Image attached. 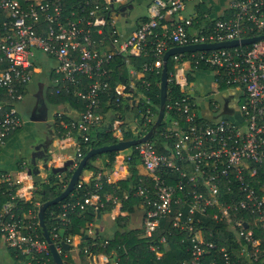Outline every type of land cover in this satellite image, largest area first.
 Here are the masks:
<instances>
[{
  "label": "built area",
  "instance_id": "2783aa9c",
  "mask_svg": "<svg viewBox=\"0 0 264 264\" xmlns=\"http://www.w3.org/2000/svg\"><path fill=\"white\" fill-rule=\"evenodd\" d=\"M203 2L152 0L148 18L121 37L110 27L105 35L104 27L111 24L109 1L100 4L82 0L66 12L63 0H0V146L23 125L16 105L23 94L19 87L30 80L36 62L41 61L39 52L54 61L51 92H71L84 101L77 118L61 122L63 137L75 141L80 157V141H87L92 131L105 124L99 106L109 89L106 78L110 70L106 64L113 55H139L146 51L149 41L153 44V61L144 63L140 71L130 70L133 85L142 75L161 72L163 53L171 46L264 33V0H229L226 14L213 16L204 12L197 24L196 6ZM162 21L159 32L156 29ZM94 32L101 35L98 42L92 37ZM174 59L179 64L186 61L193 69L210 68L214 80L234 92L236 118L228 120L221 113L201 116L188 90V76L182 73L181 80L173 73L183 96L165 101V114L173 112L182 119L171 118L164 131L172 142L165 143L163 151H157L150 139L139 142L131 146L120 163L127 165L134 153L144 169L135 190V195L142 198V236L151 239L149 248L160 256L165 251L166 237L156 240L152 236L160 220L171 214V228L181 235L188 252L181 264H264V38L231 47L190 51L184 60L177 53ZM140 81L149 86L145 78ZM124 87L116 85V100L128 95L135 97L137 103L141 94L133 96ZM141 115L144 123L155 119L150 106ZM113 123L108 125L117 135ZM116 171L94 172L95 190L102 188L103 182L126 177ZM82 182L78 179L75 185L80 187ZM128 195L125 192L123 197ZM33 196L34 189L18 186L9 175L0 172V242L28 257L29 262L35 259L39 264H56L39 231V202H32L36 212L24 208ZM93 198L100 204L95 192L82 200L68 201L59 217L67 220L68 210H83ZM221 223L232 235L231 245L238 247L236 253L226 245L217 247L209 238ZM58 235L53 233L56 239ZM71 237L63 242L69 243ZM55 247L60 252L59 246Z\"/></svg>",
  "mask_w": 264,
  "mask_h": 264
},
{
  "label": "trees",
  "instance_id": "16d2710c",
  "mask_svg": "<svg viewBox=\"0 0 264 264\" xmlns=\"http://www.w3.org/2000/svg\"><path fill=\"white\" fill-rule=\"evenodd\" d=\"M80 1L82 0H63L65 11L70 12L71 8H76ZM96 1L98 0H93L92 2L94 3ZM196 7L199 12L198 17L196 18L198 24L199 22H201L203 13H209L210 10L201 4L197 5ZM163 24L164 21L159 24L156 30L159 32L162 31ZM104 31L105 35L107 36L108 30L106 27H104ZM92 37L96 42H98V39L101 38V35L94 32L92 34ZM152 45L153 44L149 41L146 47V51L141 52L139 55L131 53L115 54L106 64V67L110 70L109 76L106 78L109 82V89L108 92L101 97L99 111L102 112L104 116L109 115L110 119L103 126L92 131L87 141H80L79 144L81 156L77 157V161H79V159L83 157L91 147L112 144L120 139L134 138L141 135L142 133H145L152 125L153 122L145 123V128L143 127L141 129V125L145 121L143 116L140 115V112H143L147 108V106H150L153 113L155 115L157 114L160 102V73H151L145 76L142 75L132 85L131 82L133 81V77L131 76L132 74L130 72L131 69H133L134 71H140L144 63H151L153 61L154 55L151 50ZM189 55L190 52H183L180 53V58L184 60L189 58ZM176 63L177 62L174 59V55H171L167 60V101L183 96V93L180 91L179 84L175 82L173 77ZM199 68L208 67L201 66ZM142 78H145V80L149 82L148 87L141 83L140 80ZM188 78L190 79V76H188ZM82 79L83 87H85L84 83L86 79L84 77ZM117 84H123L125 86L124 90L126 92H132L133 96L137 95L138 93L141 94L142 96H139V101L136 104L132 105L127 96H121V98H119V100L117 101L116 97H118L119 95L115 89ZM23 86L19 87V90L22 92H24ZM221 86H223V84H221ZM48 97L54 102L70 100L78 107L80 111L84 109V101L71 92H61L59 94H56L50 91ZM147 98L149 99L148 102ZM130 108L136 111L134 117H136L138 121V129L140 128L141 131L136 136H129V133H132L130 129L122 130V136L119 138V136L113 134V131L110 129L108 123H111L113 121V118L119 119V115H121V119H124L126 110ZM138 117L140 118L139 120ZM173 117L176 118L179 116H177L173 112H166L162 122L156 128L150 138V141L154 143L157 151H163L164 144H170L172 142V138L165 137L164 131L170 123V119ZM178 119L182 122L181 117H179ZM132 149H134V147H132ZM101 154L102 153H97L92 155L85 162L84 168L89 171L93 170V172H96L97 170H103L95 168L92 162ZM104 154L107 157L105 169H108L114 162L117 151L111 150L105 152ZM137 164H139L138 159L136 156H134V153H132V157L128 161V167L130 170L129 176L121 178L117 181L103 182L102 188L98 190H95L94 180L91 177L88 182H82L80 187H77L75 185L72 191L62 200L45 208L43 216L45 227L53 243L59 246V248L61 249L59 254L63 259L64 264H75L71 256L68 254V249H66L62 243L66 239V237L73 235H78L81 238V243L79 244V264H85L89 260L90 255L96 254H105L106 256H108L109 260L108 262H106V264H115L114 260L117 261V264H181V261L188 257V252L185 248V245L181 242V235L175 234L173 232L174 229L172 230L171 228V214L166 215L160 220V225L152 236L156 240H158L162 235H165L166 237L165 251L160 256H156L155 252L149 248L151 239L142 236L141 226L134 228L128 227L129 214H131L136 209V207L141 205L142 203L141 196L135 195L136 187L141 183L140 178L142 177V173H138ZM73 169L74 167H68L64 175L62 176H57L54 173H50L45 181L36 184L33 199L26 202L24 208H31L34 212H36V207H34L32 203L33 201H38L40 204L58 195L67 184ZM94 192L99 194V200L103 203V206L100 204H96V207L100 212L109 211L113 206L111 200H107L105 198V193L108 192H113L118 197L121 202L120 210L125 212L124 215H118L116 217V225L118 226V228L113 231V235L110 238L95 236L91 239L89 236L85 237L88 223L92 222L96 216V210L92 205H87V207L83 210L78 208L68 210L67 220L65 221L61 220V218L59 217V213L63 210V204L67 203L68 201H74L76 199L82 200L85 196L91 195ZM125 192L129 193L127 198L123 197ZM2 198H4V196H1V199ZM208 223L213 224V222L210 221H208ZM216 228L217 232H214V234L209 238L216 242L217 247L226 245L233 248L232 252L236 253L238 251V247L236 245H231L232 235L226 229V225H224V223L217 224ZM39 231L40 234H42L40 227ZM55 232H58L59 234L57 239L53 237V233ZM261 236L264 240V236ZM158 244L159 246H161V243ZM8 251L11 255H13V257L19 259L25 258L24 255H21L20 253H17L12 249L8 248ZM25 259L29 260L28 257ZM51 259L54 261L52 254ZM29 264L39 263L35 259H32L30 260Z\"/></svg>",
  "mask_w": 264,
  "mask_h": 264
},
{
  "label": "crops",
  "instance_id": "0c3cea01",
  "mask_svg": "<svg viewBox=\"0 0 264 264\" xmlns=\"http://www.w3.org/2000/svg\"><path fill=\"white\" fill-rule=\"evenodd\" d=\"M93 1V0H92ZM110 0H98L95 3H108ZM152 0H131V7L126 8L124 11L115 13L114 11H109L110 22L109 27L114 29V32L121 36L126 37L132 31H134L139 24L146 20L149 16V5ZM229 0H218V3L214 4L209 1V3L201 4L208 8L213 16H221L227 13V6ZM50 60L41 58L40 62H36V67L34 68L31 78L23 86L22 99L17 102L18 112L23 120V125L21 128L13 131L5 141V144L0 146V172L9 175L13 180H15L16 185H24L26 188L31 187L35 190L36 184H39L42 181H45L51 171L53 166H63L66 161L71 160L72 163L68 167H74L77 163V152L76 144L72 138L63 137L62 135V121H67L68 119H75L78 117L80 110L78 107L73 104L70 100L64 101H52L49 99L48 94L52 90L53 82V73L51 71V66L49 64ZM196 72L195 75L200 74L205 77L203 80L204 86H201L203 92L209 90L212 91L213 86L214 92H216L217 97L222 98V105L220 106V112L217 110L218 102L213 98L207 99V105L210 108V116L221 114H231L233 113L235 107L233 103L232 90L226 88L224 85L217 83L214 80V72L208 68L193 69L190 68V65L185 61L182 64L177 63L175 65V72L179 79L182 80L180 75L186 73V76H190V72ZM188 87H189V78H188ZM192 93L191 91H189ZM229 96L228 106L232 107V111L228 113H223V102L224 98ZM194 99V95L192 94ZM206 97V95H205ZM130 103L132 105L136 104L135 97L128 96ZM195 100V99H194ZM198 107V106H197ZM217 110V112L215 111ZM133 109H128L126 112H132ZM200 114V109H197ZM215 111V112H213ZM125 112V113H126ZM119 115V124L121 121L126 122V126L122 128L123 130L130 129L139 133L144 127L145 123L141 125V129H138V124H135L133 121H136V117H131L124 115V119L120 118ZM132 123V126L129 124ZM145 128V127H144ZM40 146L41 149H44L48 159V167L44 168V161L42 158L35 159V166L39 168L38 173L28 174V168L31 165V152L34 147ZM103 154V153H102ZM127 153H120L117 158H115L111 167L108 170L115 169L116 173L123 176H129V167L128 164L122 163V158L125 157ZM95 168L105 169V163L107 162V157L102 155L96 157L93 161ZM67 167V168H68ZM54 173L57 176L64 175L65 171ZM85 169V168H84ZM138 173H143L144 169L140 164H137ZM93 170L89 171L88 174L81 173L79 179L84 182H88L93 175ZM122 176V177H123ZM115 194L113 192L105 193V198L111 200L113 203L112 208L109 211L100 212L96 207L97 199L93 198L92 206L96 210V216L92 222H89L86 228V236H89L91 239L95 236H100L102 238H110L113 235V231L118 228L116 225V217L118 215H124L125 212L120 210L121 202L116 197V200H113ZM112 197V198H111ZM100 204L103 203L99 200ZM36 207V206H34ZM143 208L141 205L137 206L136 209L129 214L128 218V227H140L142 223ZM139 219V220H138ZM138 220V221H137ZM81 243V238L78 235H73L71 237L68 249V254L71 256L75 264L80 263L79 256V244ZM5 253V251L0 250V264H29L27 258L19 259L13 257V255ZM109 258L105 254H96L90 255L89 260L85 264H106Z\"/></svg>",
  "mask_w": 264,
  "mask_h": 264
},
{
  "label": "water",
  "instance_id": "95a60500",
  "mask_svg": "<svg viewBox=\"0 0 264 264\" xmlns=\"http://www.w3.org/2000/svg\"><path fill=\"white\" fill-rule=\"evenodd\" d=\"M132 3L131 0H110V8L111 11H114L118 14V12L124 11L126 8L131 7ZM264 38V33L255 35V36H247L242 37L240 39H231V40H224L220 42H205V43H197V44H186V45H175L169 47L162 56L163 59V65L160 72V94H159V107L158 112L156 114V117L150 126V128L144 133L139 136H136L131 139H120L117 142H114L112 144L108 145H102L98 147H91L88 149V151L85 153L83 157L79 159L77 164L75 165V168L73 169L67 184L65 185L64 189L55 197L46 200L39 204L38 210H37V217H38V224L41 228V233L43 237L46 239L49 249L51 251L52 257L56 264H64L63 259L61 258L59 252L57 251L55 244L51 240L49 233L45 227L44 223V211L45 208L49 205L55 204L56 202L62 200L66 195H68L77 180L79 179L81 173L88 174V170L84 169L85 162L94 154L97 153H105L107 151L111 150H124L126 148H130L131 146L142 142L149 140L151 136L153 135L156 128L160 125L164 118L165 114V101H166V91H167V83H168V72H167V60L171 55L177 54V53H183V52H190V51H196V50H202V49H214V48H220V47H231L238 44H248L255 40ZM229 96L224 98L223 102V113H228L232 111V107L228 106ZM36 158H42L44 161L43 167L47 168V159L48 156L44 149H41L40 146L34 147L33 151L31 152V165L28 168V174H36L39 171V168L35 166V159ZM72 161L68 160L65 162L63 166H53L51 167V171L54 173H58L61 171H64L69 164H71ZM65 248L69 247V244L67 242H62Z\"/></svg>",
  "mask_w": 264,
  "mask_h": 264
},
{
  "label": "rangeland",
  "instance_id": "374dc122",
  "mask_svg": "<svg viewBox=\"0 0 264 264\" xmlns=\"http://www.w3.org/2000/svg\"><path fill=\"white\" fill-rule=\"evenodd\" d=\"M209 1L213 2L214 4L218 3V0H204V2L202 4L206 5L207 3H209ZM39 56L42 57V58H45L47 60H50L49 61L50 66H52L54 64V61L52 59H49L48 57H46L41 52H39ZM195 73L196 72H194V71L190 72L188 90L191 91L192 94L194 95L195 102L197 103V106H198L197 108L200 109V115L204 116L206 118V117H208L210 115V113H211L210 108L212 107V105H210V108H209V106L207 105V99L213 97L218 102L219 106L217 107V110H219V112H220L221 111L220 110V106L222 105V98L221 97H217L216 92L213 91V90H216V88L214 89V86L212 88L213 89L212 91L209 92V90H207V91L203 92L202 89H201V86H204L203 80L205 81V77H203V75H200V74H198V76H197V74L195 75ZM233 94H234V92H233ZM205 95H206V97H205ZM235 101H236V97L233 96V103H235ZM115 112H117V111H115ZM135 113H136V111L133 110L131 113L130 112H128V113L126 112L125 115L126 116L129 115L130 119H131V117L135 116ZM140 115H141V112H140ZM113 116H114V114H113ZM220 116L224 117L225 119H228V120H234L236 118V114L235 113L221 114ZM155 117H156V115H155ZM104 118H105V123H107L108 120L110 119V116L107 115V116H104ZM115 118H118V117H115ZM139 119L140 118L138 117V120ZM113 121H114L113 127L116 128V131H115L116 134H117L116 136H119V138H120L122 136V130H123L122 128H124V126H126V122H124V121L122 122L121 121V123L119 124V120L114 119V118H113ZM133 122L135 124H138L137 120L133 121ZM129 124L132 126V123H129ZM137 134H139V133H137L136 131L133 130L132 133H129V136L130 135L136 136ZM130 150H131V147L130 148H126L124 150H117L116 156H118V154H120V153H123V151H124V153H128ZM101 155H102V157L106 156L104 153L101 154ZM116 156H115V158H117ZM29 189H30V187L28 186V190ZM0 250L5 251L6 254L9 253L8 248L6 247L4 242H0ZM8 256H10V253H9Z\"/></svg>",
  "mask_w": 264,
  "mask_h": 264
}]
</instances>
